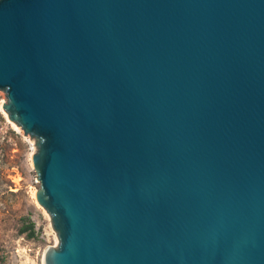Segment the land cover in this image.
Returning <instances> with one entry per match:
<instances>
[{
  "label": "water",
  "instance_id": "water-1",
  "mask_svg": "<svg viewBox=\"0 0 264 264\" xmlns=\"http://www.w3.org/2000/svg\"><path fill=\"white\" fill-rule=\"evenodd\" d=\"M0 89L43 264H264V0H0Z\"/></svg>",
  "mask_w": 264,
  "mask_h": 264
},
{
  "label": "rangeland",
  "instance_id": "rangeland-1",
  "mask_svg": "<svg viewBox=\"0 0 264 264\" xmlns=\"http://www.w3.org/2000/svg\"><path fill=\"white\" fill-rule=\"evenodd\" d=\"M6 92L0 89V264H43L44 251L58 247L59 235L50 214L38 202L41 188L32 155L36 137L4 109ZM34 223L31 230H22Z\"/></svg>",
  "mask_w": 264,
  "mask_h": 264
},
{
  "label": "trees",
  "instance_id": "trees-1",
  "mask_svg": "<svg viewBox=\"0 0 264 264\" xmlns=\"http://www.w3.org/2000/svg\"><path fill=\"white\" fill-rule=\"evenodd\" d=\"M26 230H31L29 236H33L34 232H35L34 231V223L31 222L30 225H27V227H25L22 231L26 232Z\"/></svg>",
  "mask_w": 264,
  "mask_h": 264
}]
</instances>
